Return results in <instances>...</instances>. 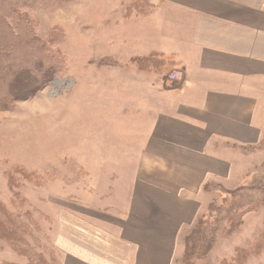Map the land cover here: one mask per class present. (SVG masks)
<instances>
[{"label": "crops", "instance_id": "0c3cea01", "mask_svg": "<svg viewBox=\"0 0 264 264\" xmlns=\"http://www.w3.org/2000/svg\"><path fill=\"white\" fill-rule=\"evenodd\" d=\"M149 1L138 29L152 44L124 61L162 66L113 69L139 89L161 73L141 99L147 128L133 158L82 164L79 193L66 191L82 210H64L57 233L62 264H175L211 188H237L264 150V0Z\"/></svg>", "mask_w": 264, "mask_h": 264}, {"label": "rangeland", "instance_id": "374dc122", "mask_svg": "<svg viewBox=\"0 0 264 264\" xmlns=\"http://www.w3.org/2000/svg\"><path fill=\"white\" fill-rule=\"evenodd\" d=\"M20 9L60 54L63 68L35 95L0 110V264H62L57 233L64 210H82L66 193H79L82 164L97 156L103 164L133 158L126 148H135L147 128L149 105L141 99L151 97L148 83L161 73H149L139 89L138 79L113 69L126 71L135 63L124 57L152 44L138 28L153 5L69 0L49 9ZM259 154L257 167L237 188H211L228 193L218 194L175 264H223L239 250H252L264 232V150ZM248 257L244 264H264V251Z\"/></svg>", "mask_w": 264, "mask_h": 264}, {"label": "trees", "instance_id": "16d2710c", "mask_svg": "<svg viewBox=\"0 0 264 264\" xmlns=\"http://www.w3.org/2000/svg\"><path fill=\"white\" fill-rule=\"evenodd\" d=\"M69 0H0V110L13 108L16 102L32 97L43 89L63 68L60 54L51 49L49 43L43 41L29 24L26 15L20 9L52 8ZM53 38L60 39L59 30L53 32ZM55 40V41H56ZM141 70L150 71L158 63L154 58L134 60ZM214 198L208 212L215 201L225 197L228 192L212 190ZM207 214V213H206ZM205 216V215H204ZM197 222L200 225L203 217ZM196 225L186 237L196 231ZM264 251V232L253 244L252 250H239L231 262L223 264H244L250 253Z\"/></svg>", "mask_w": 264, "mask_h": 264}]
</instances>
